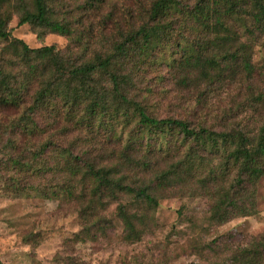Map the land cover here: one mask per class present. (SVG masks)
Returning <instances> with one entry per match:
<instances>
[{
	"label": "trees",
	"instance_id": "1",
	"mask_svg": "<svg viewBox=\"0 0 264 264\" xmlns=\"http://www.w3.org/2000/svg\"><path fill=\"white\" fill-rule=\"evenodd\" d=\"M4 2L0 0V39H9L10 14L3 13ZM19 2L22 10L19 25L47 28L69 38L75 34L79 44L76 51L68 54L56 51L52 45L31 48L18 38L9 44L28 68L16 84L12 81L18 76L0 71V105L19 104L32 79L40 78L31 95L33 103L9 126L10 134L17 130L24 140L47 137L37 144L36 150L29 147L18 157L10 156L18 169L31 170L38 177L49 172L62 174L64 180L50 189L53 198L70 195L85 199L84 193L77 197L76 180L73 184L70 178L75 179L80 173L81 156L54 140L51 133L56 130L55 125L36 122V112L41 107L56 108L62 103L67 107V114L75 118L77 108L85 112L79 119L111 121L105 126L111 128L113 141L123 140V137H114L119 126L114 123L125 126L134 121L138 126L126 137L123 148L114 150V155L105 157L101 165L87 163L85 182L90 180L93 187L88 205H83V216H97L100 221L99 214L107 211L111 203H117V215L125 225L127 238L140 239L147 224V206L158 205L152 185L143 179L153 170L147 157L157 150L168 155L177 144L176 149L183 156L173 168L157 175L160 185L166 181L177 186L183 176L193 177L194 171L201 167L196 162L199 154L221 153L224 158L219 166L221 174L215 172L209 183L200 182L199 177L192 179L199 182V189L208 188L212 198L210 220L222 224L256 211L255 188L264 176V123L256 133L244 128L238 131L195 129L188 121L148 113L132 90L136 76L147 65L152 68L165 65L180 84L204 83L206 88L224 79L234 84L239 81L238 76L250 81L259 79L256 77L261 73H257L253 63V43L243 40L229 23L241 18L246 22L249 36L263 33L264 0H83L85 12L78 20H74L75 11L65 15L59 5L61 0ZM92 12H102L100 34L85 27ZM75 22L82 25L81 29ZM260 78L264 81V73ZM262 90L256 99L260 103H264V86ZM123 132L122 128L119 134ZM58 134L62 133L58 131ZM147 138L156 140L148 144ZM51 149L58 150L53 157L55 163L46 167ZM23 153H32V162L23 158ZM228 174L232 176L231 183L222 180ZM15 186L19 191L25 189L19 182ZM32 190L42 191L41 188ZM228 261L229 264H264V234L236 249Z\"/></svg>",
	"mask_w": 264,
	"mask_h": 264
},
{
	"label": "rangeland",
	"instance_id": "2",
	"mask_svg": "<svg viewBox=\"0 0 264 264\" xmlns=\"http://www.w3.org/2000/svg\"><path fill=\"white\" fill-rule=\"evenodd\" d=\"M4 1L1 8L6 16L10 14L11 37L0 39V71L18 76L13 84L23 77L28 68L25 60L9 45L14 38L22 39L31 48L52 45L64 54L78 49L75 34L69 38L47 28L19 25L22 12L20 0ZM61 2L59 5H62L65 15L68 11H75L74 20L85 12L83 0ZM106 10L108 8L103 11ZM101 17L102 12H92L85 27L100 34ZM229 24L243 40L253 43V63L257 73H261L256 77L259 79L250 81L245 76H238L240 79L234 84H228V80L224 79L206 88L204 83L180 84L165 65L161 68L147 65L136 76L132 94L142 102L148 113L159 118L174 117L188 121L195 129L205 127L215 131H238L244 128L252 133L258 132L264 123V103L256 100L264 86L260 78L264 73V32L249 36L246 22L241 18ZM74 25L81 29L80 23L75 22ZM39 80L32 79L19 104L0 105V264H229L228 260L236 249L264 234V176L255 188L254 213L236 216L222 224L210 220L212 198L208 188L199 189V182L192 179L199 177L200 182L207 183L215 172L221 174L219 166L224 160L221 153L208 151L199 154L196 162L201 167L199 171H194V178L185 175L177 186L166 181L164 185L158 183L157 175L173 168L182 158L183 153L176 149L178 144L168 155L156 149L158 152L147 157L153 170L143 179L152 185L158 205L153 208L147 206V224L140 239L127 238L125 225L117 215V203H111L107 211L99 214L102 217L100 221L97 216H83V205H88L93 187L90 180L85 182L87 163L97 167L101 165L102 161H106L103 160L105 157L114 155V150L118 152L123 148L126 137L138 126L134 121L125 126L113 121L114 125H119L118 135L114 137H123L119 142L113 141L111 128L105 126L111 121L95 122L87 117L79 119L85 112L77 108L75 118L67 114V107L62 103L56 108L41 107L36 112V122L55 125L56 130L51 133L54 140L81 156V171L75 179L70 178L73 184L76 180L77 197L84 193L85 199L70 195L53 198L50 189L64 180L62 174L49 172L47 176L38 177L31 170L21 171L10 160V156L18 157L29 147L36 150L37 144L47 139L24 140L17 130L11 131V134L9 130V126L14 125L33 103L31 95ZM122 128L124 132L119 134ZM155 140L147 138L148 144H153ZM50 152L46 167L54 165L53 157L58 150L52 152L51 149ZM22 157L32 162V153H23ZM222 180L231 183L232 176L228 174ZM18 182L20 187L25 188L23 191L17 190L15 185ZM35 188L42 191L32 190ZM132 209L137 210L135 207ZM141 227L142 224L139 225ZM30 235L34 237L29 238Z\"/></svg>",
	"mask_w": 264,
	"mask_h": 264
}]
</instances>
